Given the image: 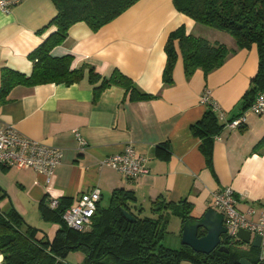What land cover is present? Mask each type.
<instances>
[{"label":"crops","instance_id":"crops-1","mask_svg":"<svg viewBox=\"0 0 264 264\" xmlns=\"http://www.w3.org/2000/svg\"><path fill=\"white\" fill-rule=\"evenodd\" d=\"M56 13L52 0H17L8 11L0 9V71L31 73L33 62L28 54L54 31L49 22ZM181 25L186 33L235 48L232 37L196 23L179 12L172 0H138L96 30L83 21L69 27L64 41L50 54L70 55L71 67L83 69L82 79L72 84H19L0 104V122L61 148V162L49 181L31 168L0 167V190L6 194L1 210L13 206L26 223L39 229L38 237L52 240L58 224L43 217L40 207H49L52 198L71 200V205L83 191L98 187L100 204L106 205L114 189L124 188L132 190L136 204L146 209L163 195L175 203L185 199L199 216L211 205L213 191L230 186L237 209L252 207L255 213L250 218H257L264 208V142L259 143L264 138V113L246 112V122L239 128L223 127L204 139L211 149L209 163L200 149L202 138L191 130L208 108L200 100L205 88L226 119L244 111L242 97L258 68L256 45L237 49L208 73L197 68L189 76L177 48L172 82L165 85L164 45L169 33ZM90 67L103 77L119 69L141 91L154 96L132 101L123 88L110 86L93 102V89L99 82H89ZM76 133L85 140L84 146L79 145ZM130 142L147 158L150 169L137 180L101 164ZM71 255L74 260H68ZM82 258L79 251L70 252L66 261L79 264Z\"/></svg>","mask_w":264,"mask_h":264},{"label":"trees","instance_id":"trees-1","mask_svg":"<svg viewBox=\"0 0 264 264\" xmlns=\"http://www.w3.org/2000/svg\"><path fill=\"white\" fill-rule=\"evenodd\" d=\"M138 0H52L57 10L49 22L52 31L29 54L33 67L29 75L2 68L0 71V104L8 100L10 90L19 84L34 86L41 83L78 82L83 77V69L71 67L72 57H55L51 49L64 41L69 27L83 21L93 30L112 21ZM175 8L196 23L228 33L235 41V48H229L218 41L186 33L184 25L172 30L164 45L166 61L162 71L165 85L172 82V72L178 58L183 60L184 72L191 75L197 68L208 73L221 66L229 55L237 49L249 48L255 44L258 53V68L251 79V85L242 97L244 111L259 91L264 90V0H172ZM177 47H176V45ZM88 80L94 86L93 102H97L101 92L110 86L124 89L132 101L145 100L154 95L141 91L135 82L119 69H114L108 77H103L94 68L88 71ZM236 117V116H235ZM233 118V117H232ZM212 108L208 107L203 116L192 126V132L202 138L201 152L206 161L211 159V149L205 141L214 137L224 127ZM205 139V140H204ZM264 142V138L259 143ZM6 194L0 190V202ZM58 200V199H57ZM71 200L60 199L54 208L40 205L43 217L58 224L52 240L38 237L39 229L26 223L24 218L10 206L0 209V252L3 264H69L66 257L70 252H81L79 264H238L241 257L252 264L258 262V248L251 246L250 252H243L238 246L240 240L231 241L222 235L221 243L227 252L214 249L208 254L195 252L189 246L164 245L167 233V213L185 220L196 217L193 206L185 199L178 203L159 195L152 200L149 208L136 204L132 190L114 189L106 205L100 201L87 230L77 231L64 222L62 213ZM209 207H212L209 205ZM125 209L133 217L129 221L123 214ZM181 230L179 236L181 237ZM205 233L198 230V236Z\"/></svg>","mask_w":264,"mask_h":264},{"label":"built area","instance_id":"built-area-1","mask_svg":"<svg viewBox=\"0 0 264 264\" xmlns=\"http://www.w3.org/2000/svg\"><path fill=\"white\" fill-rule=\"evenodd\" d=\"M17 0H0V9L8 11ZM203 104L218 112V118L224 127L236 129L246 122V112L260 115L264 113V90L259 91L248 108L236 117L226 119L218 104L211 98L210 90L205 88L200 96ZM79 145L84 146L85 140L76 133ZM63 150L59 147L39 142L19 132L12 125L0 122V167H14L18 169L31 168L45 175L49 181L60 164ZM102 165L109 166L121 173L128 180H137L149 173L147 158L139 155L133 144L127 143L121 152L105 157ZM101 198L98 187L83 191L71 205L62 213L64 222L70 228L83 231L90 227L92 217ZM211 206L224 216V226L229 240L236 241L240 228L248 230L251 237L260 236L258 247V261L264 260V208L260 210L255 220L250 216L255 213L252 207L246 211L237 209L236 195L230 186L219 188L211 194ZM58 200L49 201L51 208L56 207ZM3 255L0 252V262Z\"/></svg>","mask_w":264,"mask_h":264},{"label":"water","instance_id":"water-1","mask_svg":"<svg viewBox=\"0 0 264 264\" xmlns=\"http://www.w3.org/2000/svg\"><path fill=\"white\" fill-rule=\"evenodd\" d=\"M122 212L129 221L134 220V217L125 209H122ZM199 229L205 231L202 236H198ZM225 233L226 227L224 226L223 214L213 207H209L199 216L188 218L183 222L181 244L189 246L195 252L204 254H208L214 249L227 252V246L221 243V237ZM237 238L242 243H250L253 247H259L260 236L251 237L248 230L240 228L237 232ZM238 264H252V262L245 257H241ZM256 264H264V260L258 261Z\"/></svg>","mask_w":264,"mask_h":264},{"label":"rangeland","instance_id":"rangeland-1","mask_svg":"<svg viewBox=\"0 0 264 264\" xmlns=\"http://www.w3.org/2000/svg\"><path fill=\"white\" fill-rule=\"evenodd\" d=\"M202 26H205V25H202ZM206 27L213 30L214 32H219L220 34H223V36H226L227 38H228V36L231 37L228 33L224 32V31H220V30L214 29V28L209 27V26H206ZM204 37H207V36H204ZM102 201L105 204V202H107L108 200H102ZM192 213H193V211H192ZM167 219H168L167 233L164 236L163 243H164V245L169 246V247H174V248L179 247L180 243H181V237L179 236V225H180L179 222H180V220L178 217H176L172 214H169V213H167ZM250 248H251L250 243H242L240 245V249L243 252L244 251L248 252L249 254L254 256L255 252L251 253ZM74 257H75V255H71L68 260H74L73 259ZM181 264H192V263L190 261L183 260V261H181Z\"/></svg>","mask_w":264,"mask_h":264}]
</instances>
